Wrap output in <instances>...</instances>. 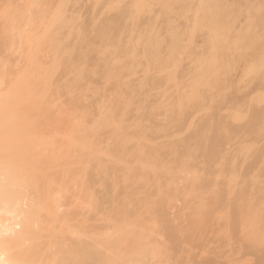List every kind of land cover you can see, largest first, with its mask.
<instances>
[{
	"label": "bare ground",
	"instance_id": "bare-ground-1",
	"mask_svg": "<svg viewBox=\"0 0 264 264\" xmlns=\"http://www.w3.org/2000/svg\"><path fill=\"white\" fill-rule=\"evenodd\" d=\"M89 2L0 0V146L8 144L5 160H13L12 154L26 152L29 138H32L29 136L31 129L42 128L41 132L33 131L34 137L49 143L53 115L67 116L61 118L60 128L65 127L71 118L73 129L78 127L90 138L96 137L94 124L98 122L99 115L93 108L98 95L121 87V90H129V105H140L136 97L146 105V83L129 81L134 71L131 66L123 68V63L128 61H139L137 67L141 73L155 60L152 62L158 65V77L163 82L162 89L157 92H161L159 98L163 103L158 102L153 108H174L166 87H175L178 81L168 77V64L156 61L168 60L159 52L156 41L141 36V29L123 23L106 22V26L102 27L105 34L95 32L90 21V26L83 27L79 17L81 12H90L91 9L86 8ZM262 2L229 0L217 6L207 0H168L164 6L165 26L176 27V35L181 42L179 45L183 49H195L190 56L182 52L181 59L196 60L194 64L199 74H206L208 71L205 69L211 64L205 79L208 87H212L217 75L225 69L217 61H228L232 57L229 45L235 46L240 38L244 43L255 42V54L237 69V74H248L250 77L236 82L238 92L251 89L250 97L241 102L245 103L246 112L252 120L248 122L250 134L244 144H231L224 137L213 140L207 136L208 128L203 129L205 139L192 151L196 157L194 166L171 174L166 185L161 183L165 170H148L149 176L159 182L155 187L151 185L152 191L143 202L152 207L156 204L161 207L172 205L178 208L176 214L180 218L190 212L185 200L193 192H201V195L197 200H189L191 203L214 204L213 199L224 195L223 200L231 207L236 206L241 193H245L247 201L244 207L250 208L242 209L236 215L241 225L234 231L236 235L232 236V229L230 233L226 229L227 222L223 221L225 213L222 211L224 205L213 206L211 211L204 205L199 212L205 216L204 224L192 222L190 228L170 233L167 243H157L155 233L151 235L148 227L137 228L132 223L137 216L126 213L137 203L141 204L140 198L136 201L134 198L141 195L145 174L130 167L124 168L121 174L114 172L118 168L110 155L121 150V138L107 135L103 141L98 140L100 144L94 150V161L88 164L71 156L72 146L80 148L82 145V133H79L74 134L78 137L77 142L70 141L71 148L62 147L66 141L59 144L62 151L49 157L48 165L42 159L38 168L32 163H19L30 165L29 169L35 173L42 170L43 165L50 167L56 174L46 171L48 174L44 180L59 182L62 193L57 192L53 185L43 190L32 187L27 197H31L30 201L22 204V190L17 191L20 186L17 183L20 180L18 167H9L6 161L0 164L1 171L7 172V181L0 183V264H165L168 260L170 264H264L261 259L264 247L262 250H251L255 245L264 244V199L259 193L261 184L255 178V173L260 168L264 169ZM126 9L147 12L137 2H131ZM170 18L178 20L170 22ZM126 27L133 28V31L123 35L121 41L112 38L118 37L117 31ZM237 28H240V38ZM212 37L216 38V45L222 44L220 49L215 50L211 43L203 41ZM236 53L243 57L245 49L238 47ZM151 73L152 69L149 70ZM112 78H115V85L110 88L108 82ZM113 98L116 99L115 96ZM53 111L56 113L53 114ZM257 113L262 115V119H255ZM19 129L23 130V135L19 137L25 139H17L15 130ZM226 144H229L228 148ZM15 145L21 147L15 148ZM86 146L89 143L84 148ZM143 149L147 153L152 150ZM169 150L162 149V152ZM184 151L183 147H176L171 153L181 155ZM241 164L248 165L251 170L238 177L234 169ZM137 166L140 167V163ZM180 172H188L190 176L184 175L183 187L178 189L174 178ZM224 176H228L229 180L221 187ZM70 177L73 181L68 183ZM82 180L85 182L80 186L74 184ZM91 180L98 188L89 186ZM109 181L114 186L106 195L103 193L104 185ZM195 182L202 184L200 190H194ZM163 186L169 188L165 190ZM177 197H183L179 205L176 204L178 201H174ZM80 201H84L87 207L83 208ZM152 213H143L146 222H149ZM157 213L161 224L164 223L168 213ZM176 223L182 225L180 219H176Z\"/></svg>",
	"mask_w": 264,
	"mask_h": 264
},
{
	"label": "rangeland",
	"instance_id": "rangeland-1",
	"mask_svg": "<svg viewBox=\"0 0 264 264\" xmlns=\"http://www.w3.org/2000/svg\"><path fill=\"white\" fill-rule=\"evenodd\" d=\"M166 1L168 0H90L89 3H86V8L91 9L90 12H81L79 20L81 21L83 27L90 26L89 21L92 22L94 31L103 34H105V32L102 27L106 26V22L110 21L111 23L128 24L129 26L141 29L143 31L141 36H146L149 39L155 40L157 48H160L159 52L169 60L162 59L156 61H163L165 62L164 64H168V77L176 78L178 81L175 87H166V91H168V94L172 96L174 108L168 109L163 106H161V110L160 108L159 110H155L153 108L154 105L158 104V102L163 103V100L159 98L161 92H157L159 89H162L163 82L158 77V65L152 62L155 60H152L148 68L143 70L141 73H139V69L137 67V63L139 61H128V63H123V68L131 66L134 71L129 81H142L146 83L145 92L148 94V101L146 105H143L137 97L135 100L140 105L138 107L129 105V98L127 95L129 90H121V87H119L114 92H107L104 95H98L95 99L96 103L93 111H96L99 115L98 122L94 124V128L97 130L96 137L90 138V135H87L85 131L83 133V130H79L78 127H74L73 129V127L70 126L71 118H69L70 121L65 127L60 128L59 122L61 118L67 117L63 114L53 115L50 120L53 130L51 134L52 139L49 143L46 144L45 141L47 140L39 141V138L34 137V130V132L42 131V128H34V130H30L32 133L29 136L32 138H29V143L26 146V152L24 154H12L11 156L13 160H5L6 157L4 156V153L5 150L8 149V144L0 146V164L3 161H6L9 167H18L17 172L18 176L20 175V180H18L17 183H19L20 186L17 187V191L22 190V196L20 198L22 204L25 203V201H30L31 197H27H29V192L32 187L43 190L46 186L53 185L57 192L62 193V187H59V182L49 183L46 182L44 178L45 175L48 174L46 171H50L51 175L56 174V172L50 167H47L49 164V157L56 156L62 151V147L71 148L72 145L70 141L72 143L77 142L76 138H78L77 136L75 137L74 134L82 133L80 134L82 145H80V148H78V146H72V159H76L77 161L82 159L88 164H91L94 161V150L97 146H99V142L103 141V138H106L107 135L108 137L109 135H112L121 138V150L118 153L110 155V157L114 159V163L118 168V170H115L114 172L116 174H121L124 168L130 167L133 171L140 170L145 174V178L141 183V195L140 197L134 198L135 201L137 198H140L141 204L136 202V207L126 212L131 216H137L136 219L132 221L137 228L147 229L148 227L151 235L155 233L154 240L158 241L157 243H167V238L170 236V233L175 234L176 229H181V231L186 230L190 228V224L192 222H201L202 224L205 223L204 214H199V212L203 210L204 205L210 207V211L213 206L219 207L220 205H224L225 207H222V211L225 213L223 221L227 222L226 229L229 233L230 229H232V236L236 235L234 231L239 229L241 226L236 219V215L242 209L250 208L244 207L247 201V195L245 193H241L238 204L231 207L223 200L224 195L217 196L213 199L212 201L214 204L200 203L199 201L191 203L189 200H197L201 195V192H193L185 200L187 201L185 206L189 207L188 209L190 212L182 215L180 218L176 214L178 213V208L173 207L172 205L161 207L156 204L155 207H152L151 204L143 202L144 198L152 191V189H150L151 185L155 187L159 182L158 179L151 178L149 176V172L147 173L148 170H165L161 183L166 185L171 178V174H176L182 169L194 166L196 157L192 155V151L205 139L203 129H209V131L206 129V133H208L207 136L211 137L213 140L218 141L220 137H224L229 139L231 144H244L248 140L250 134L248 122L252 120L251 115L246 112L247 108L245 103L241 102L250 97L251 89H245L238 92L236 89V82L250 77L248 74H237V69L243 62L248 61L251 55L255 54V42L250 41L244 43L240 38V28H237L240 41L237 42L235 46L227 44L232 48L231 52L233 55L228 61H217L223 64L225 69L217 75L212 87H208L205 85V79L210 72L209 68L211 67V64H209L208 68L205 69L208 71L206 74H199L194 64L196 60L187 61V59H181L183 57V53L190 56L195 49L191 47H189L190 51L183 49L179 45L181 42L176 35V32H178L176 27L170 28L165 26L164 22L166 17L164 16V6ZM207 1H212L216 3L217 6H221L229 0ZM262 1L264 2V0ZM131 2L139 3L140 7L147 12L139 13L131 9H126V6ZM97 6L98 8H96ZM174 20L177 21L178 19H169L170 22H173ZM132 31L133 28L131 27L120 28L119 31H117L119 36L112 38L121 41L123 39V35ZM215 39V37H212L211 39L203 41L211 43L213 49L217 50L220 49L222 44L216 45ZM238 47H243L245 49V55L243 57H240L236 53V49H238ZM174 53H176L175 59ZM150 69H152L151 74H149ZM114 85L115 78H112L108 82V86L111 88L114 87ZM114 96L116 99L113 98ZM54 113L56 112L53 111V114ZM255 119H262V115L260 113L255 114ZM22 131V129H19V131L15 130V132L18 133L17 139L19 140L25 139L23 137H19L23 135ZM71 134H73V136ZM64 138L65 140H63ZM87 138H89V140ZM62 141H66L67 143L64 142L62 145ZM91 142H93L94 145H92ZM88 143L89 146L84 148V145H87ZM59 144L62 145V147ZM14 147L20 148L21 146L15 145ZM176 147H183L185 149L184 153L181 155L172 154L171 150ZM225 147L228 148L229 144H226ZM143 148H152V150L147 153ZM76 149H79L78 153ZM162 149L170 150L163 153ZM122 154L125 156H120ZM88 155L90 156V159ZM41 159L47 165H43V169L40 171L36 170V173L29 169L30 165H19V163H32L35 164L36 168H38V163ZM138 163H140V167L137 166ZM83 166L85 167V165ZM250 170L251 169L248 165L242 164L234 169L238 177L244 176L247 174V171ZM0 172H2L0 174V183L6 182L7 178L5 176L7 175V172L5 173L1 171V169ZM183 173L184 172H180L177 177L174 178L178 189L183 187L184 175L187 174L188 177L190 176V173L188 172ZM215 178L219 180L218 177ZM255 178L261 184L259 187V193L261 195V199H264L263 168H260V170L255 173ZM222 179L223 184L220 185L221 187L228 183L229 180L228 176H224ZM72 181L73 178L70 177L68 183H71ZM83 182H85V180L74 184H78L80 186ZM88 184L90 187L95 186V188H98L97 185H94V180H91V182L89 181ZM194 185V190H200L202 187L200 182H195ZM113 186L114 185L111 181L105 183L103 193L108 195L112 191ZM166 188L169 187L163 186V189L166 190ZM103 199H105V197ZM174 201H178L176 204L179 205L182 203L183 197H179ZM80 204L83 208L87 207V204H85L84 201H80ZM164 207L168 208L165 209ZM193 209L195 210L191 213V210ZM151 211L153 212L151 218L148 219L149 222H146L143 217V213L148 212L149 214ZM159 211L166 212V214L168 213V217L166 219L167 222L165 221L168 226L165 222L161 224V220L159 219L160 216L157 213ZM176 219L181 220V226L176 223ZM147 246L148 248L151 247L150 244ZM263 247L264 244L261 246L255 245L251 248V250H262ZM261 259L264 261V253L261 255ZM168 261L164 263L170 264L171 261H169V263Z\"/></svg>",
	"mask_w": 264,
	"mask_h": 264
}]
</instances>
